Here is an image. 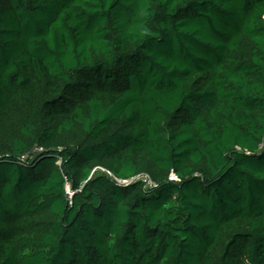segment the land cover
Here are the masks:
<instances>
[{"label": "trees", "instance_id": "16d2710c", "mask_svg": "<svg viewBox=\"0 0 264 264\" xmlns=\"http://www.w3.org/2000/svg\"><path fill=\"white\" fill-rule=\"evenodd\" d=\"M0 264H264V0H0Z\"/></svg>", "mask_w": 264, "mask_h": 264}, {"label": "built area", "instance_id": "2783aa9c", "mask_svg": "<svg viewBox=\"0 0 264 264\" xmlns=\"http://www.w3.org/2000/svg\"><path fill=\"white\" fill-rule=\"evenodd\" d=\"M126 181H127V180H126ZM126 181L118 180L119 183H128V182H126ZM69 187H70V186H69ZM67 188H68V186H67ZM68 190H70V188H69Z\"/></svg>", "mask_w": 264, "mask_h": 264}, {"label": "rangeland", "instance_id": "374dc122", "mask_svg": "<svg viewBox=\"0 0 264 264\" xmlns=\"http://www.w3.org/2000/svg\"><path fill=\"white\" fill-rule=\"evenodd\" d=\"M68 189H69V185H68Z\"/></svg>", "mask_w": 264, "mask_h": 264}, {"label": "water", "instance_id": "95a60500", "mask_svg": "<svg viewBox=\"0 0 264 264\" xmlns=\"http://www.w3.org/2000/svg\"><path fill=\"white\" fill-rule=\"evenodd\" d=\"M94 173V172H93ZM126 182H128V181H126ZM70 188V187H69Z\"/></svg>", "mask_w": 264, "mask_h": 264}]
</instances>
